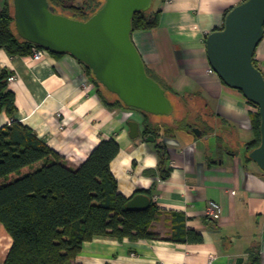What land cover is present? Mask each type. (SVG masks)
Returning <instances> with one entry per match:
<instances>
[{
    "label": "crops",
    "instance_id": "crops-1",
    "mask_svg": "<svg viewBox=\"0 0 264 264\" xmlns=\"http://www.w3.org/2000/svg\"><path fill=\"white\" fill-rule=\"evenodd\" d=\"M245 1L160 0L159 26L133 33L146 67L199 111L201 138L180 131L159 140L173 168L166 181L146 174L158 168L154 144L129 136V121L138 122L143 131L144 115L108 108L85 65L67 54L34 60L0 49V68L17 79L9 84L15 94V120L32 128L71 168L80 167L103 140L114 138L121 147L111 164L119 190L133 198L157 184L152 199L159 212L152 231L169 236L171 215L182 213L187 227L204 239L202 244H181L97 237L84 243L72 264H208L211 256L214 264H237L238 258L244 259L242 264H264V173L246 158L248 145L256 139L252 115L259 110L210 72L206 47L208 35L220 30L227 13ZM3 4L0 0V11ZM255 60L264 74V38ZM11 121L0 112V129ZM211 201L222 206L220 221L206 216ZM12 244L0 223V264Z\"/></svg>",
    "mask_w": 264,
    "mask_h": 264
},
{
    "label": "trees",
    "instance_id": "trees-1",
    "mask_svg": "<svg viewBox=\"0 0 264 264\" xmlns=\"http://www.w3.org/2000/svg\"><path fill=\"white\" fill-rule=\"evenodd\" d=\"M166 1L162 0L163 3ZM158 2L160 0H154L151 11L134 16L133 33L152 31L159 26L162 10L156 9ZM49 3L57 14L86 21L104 5L105 0H84L82 3L49 0ZM35 47L17 34L13 0H4L0 11V49L12 56H29ZM49 53L56 57L66 55ZM253 62L260 69L255 55ZM85 67L92 79L91 69ZM147 72L166 90L175 109L172 116L157 117L126 108L116 95L106 91L98 81H92L108 108L133 110L144 115L143 135L156 138L153 144L159 156L157 171H147L146 174L166 181L173 168L166 145L159 140L180 131L193 133L194 129L201 128V124L189 121L192 113L187 106L188 98L179 96L148 68ZM10 76L11 72L0 68V112H5L12 120L10 125L0 129V223L13 239L4 264H70L77 259L84 243L97 237L164 240L181 244L204 242L201 233L187 227L182 213L171 215L169 236L162 238L152 231L159 212L152 199L157 184L149 191L137 192L151 198L148 209H126L131 198L119 190V183L111 170L112 162L121 152L114 138L103 140L80 167L67 166L32 128L15 120L17 107L15 94L9 89ZM195 117L200 119L199 114ZM157 120L163 123H157ZM252 124L256 139L247 147L248 161H252L251 151L261 143L259 112L252 115Z\"/></svg>",
    "mask_w": 264,
    "mask_h": 264
},
{
    "label": "water",
    "instance_id": "water-1",
    "mask_svg": "<svg viewBox=\"0 0 264 264\" xmlns=\"http://www.w3.org/2000/svg\"><path fill=\"white\" fill-rule=\"evenodd\" d=\"M153 5L154 0H105L83 21L57 14L49 0H13L15 28L22 39L49 52L71 55L91 69V80L116 95L126 108L170 117L174 106L166 90L148 74L132 38L134 16L151 11ZM263 38L264 0H247L227 14L222 29L208 35L206 47L214 72L259 110L261 143L250 157L264 173V74L253 62ZM128 126L131 139L156 142L153 135H143L138 122L129 121ZM193 133L199 138L203 135L197 128ZM150 205L151 198L139 193L126 209L144 211ZM243 261L236 259L237 264Z\"/></svg>",
    "mask_w": 264,
    "mask_h": 264
},
{
    "label": "built area",
    "instance_id": "built-area-1",
    "mask_svg": "<svg viewBox=\"0 0 264 264\" xmlns=\"http://www.w3.org/2000/svg\"><path fill=\"white\" fill-rule=\"evenodd\" d=\"M49 54V51L39 48V47H35L33 49V53L31 54V56L33 57L34 60H40L42 59L45 55ZM211 73H214L213 69H210ZM16 76L11 75L9 78V84L16 82ZM62 112H61V116H62ZM222 213H223V209L222 206L216 202V201H211L209 202L207 209H206V216L213 220V221H220L221 217H222ZM216 260V258L214 256H211L208 264H214V261Z\"/></svg>",
    "mask_w": 264,
    "mask_h": 264
},
{
    "label": "rangeland",
    "instance_id": "rangeland-1",
    "mask_svg": "<svg viewBox=\"0 0 264 264\" xmlns=\"http://www.w3.org/2000/svg\"><path fill=\"white\" fill-rule=\"evenodd\" d=\"M76 2L77 3H82V2H84V0H76ZM187 106L192 111V112L190 111V113H192L191 114L192 115V118H190L189 121H195L197 124L199 123V125H200V122H201L200 119H196V117H195V115H198L199 114V111L198 110H194L192 108V104H190V103H188ZM197 124H196V126H197ZM72 263H70V264H72Z\"/></svg>",
    "mask_w": 264,
    "mask_h": 264
}]
</instances>
